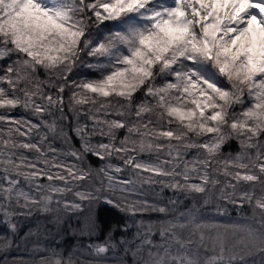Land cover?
Segmentation results:
<instances>
[{"label":"snow or ice","instance_id":"snow-or-ice-1","mask_svg":"<svg viewBox=\"0 0 264 264\" xmlns=\"http://www.w3.org/2000/svg\"><path fill=\"white\" fill-rule=\"evenodd\" d=\"M0 264H264V0H0Z\"/></svg>","mask_w":264,"mask_h":264},{"label":"trees","instance_id":"trees-1","mask_svg":"<svg viewBox=\"0 0 264 264\" xmlns=\"http://www.w3.org/2000/svg\"><path fill=\"white\" fill-rule=\"evenodd\" d=\"M235 216V215H233ZM116 217L114 215H106L105 217H103V219L105 220L106 224L107 222H111L115 219Z\"/></svg>","mask_w":264,"mask_h":264},{"label":"rangeland","instance_id":"rangeland-1","mask_svg":"<svg viewBox=\"0 0 264 264\" xmlns=\"http://www.w3.org/2000/svg\"><path fill=\"white\" fill-rule=\"evenodd\" d=\"M232 219H233V220H240L241 218L238 217V216H233ZM71 243H72V240L69 239V244H71Z\"/></svg>","mask_w":264,"mask_h":264}]
</instances>
